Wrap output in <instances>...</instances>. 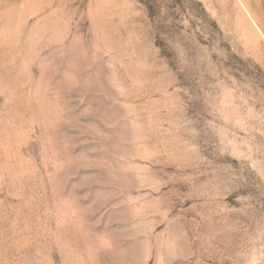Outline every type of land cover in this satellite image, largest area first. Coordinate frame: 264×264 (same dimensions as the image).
Listing matches in <instances>:
<instances>
[{"label": "rangeland", "instance_id": "rangeland-1", "mask_svg": "<svg viewBox=\"0 0 264 264\" xmlns=\"http://www.w3.org/2000/svg\"><path fill=\"white\" fill-rule=\"evenodd\" d=\"M0 264H264V0H0Z\"/></svg>", "mask_w": 264, "mask_h": 264}]
</instances>
